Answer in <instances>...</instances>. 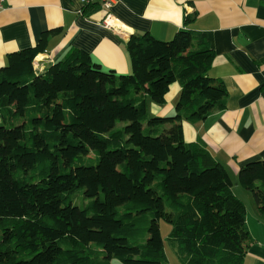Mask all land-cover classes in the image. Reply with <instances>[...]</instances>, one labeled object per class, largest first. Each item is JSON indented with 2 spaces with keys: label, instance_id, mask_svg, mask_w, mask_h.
Segmentation results:
<instances>
[{
  "label": "trees",
  "instance_id": "obj_1",
  "mask_svg": "<svg viewBox=\"0 0 264 264\" xmlns=\"http://www.w3.org/2000/svg\"><path fill=\"white\" fill-rule=\"evenodd\" d=\"M58 31L0 67V264H168L161 221L179 264H243L245 207L226 169L182 133L226 108L206 36L131 35L126 75L75 48L40 71ZM173 84V114L148 117ZM237 181L264 218V162Z\"/></svg>",
  "mask_w": 264,
  "mask_h": 264
},
{
  "label": "crops",
  "instance_id": "obj_2",
  "mask_svg": "<svg viewBox=\"0 0 264 264\" xmlns=\"http://www.w3.org/2000/svg\"><path fill=\"white\" fill-rule=\"evenodd\" d=\"M3 4L0 67L8 54L33 47L43 32L59 30L49 36L46 51L33 62L40 71L75 48L102 69L126 75L130 72L126 42L131 35L148 33L169 41L181 30L204 34L214 52L208 75L223 84L226 108L203 122L183 123V139L206 150L226 169L232 191L245 207L252 238L243 264H264V218L237 181L242 166L264 162V0H115L109 13L120 29L103 26L101 7L83 13L88 4L80 0H3ZM188 17L193 18L189 24ZM179 91L173 84L163 106L147 107L158 116L171 115Z\"/></svg>",
  "mask_w": 264,
  "mask_h": 264
},
{
  "label": "rangeland",
  "instance_id": "obj_3",
  "mask_svg": "<svg viewBox=\"0 0 264 264\" xmlns=\"http://www.w3.org/2000/svg\"><path fill=\"white\" fill-rule=\"evenodd\" d=\"M148 104H152L153 106H157L153 104L152 102L148 101ZM160 107V106H158ZM158 115L155 113L154 109L151 108V106L148 107V117H157ZM247 192V191H246ZM170 231V225L164 221L160 222V234L161 238L164 242V251L168 259V264H179L178 260L176 259L174 253L172 252L171 248L169 247L167 243V237ZM112 264H120L116 261L112 262Z\"/></svg>",
  "mask_w": 264,
  "mask_h": 264
},
{
  "label": "built area",
  "instance_id": "obj_4",
  "mask_svg": "<svg viewBox=\"0 0 264 264\" xmlns=\"http://www.w3.org/2000/svg\"><path fill=\"white\" fill-rule=\"evenodd\" d=\"M115 0H80L83 4H89L92 2L99 3L100 7L106 12V15L102 21L103 26L106 28L120 29L121 26L117 24V20L109 13ZM3 0H0V12L3 10Z\"/></svg>",
  "mask_w": 264,
  "mask_h": 264
}]
</instances>
